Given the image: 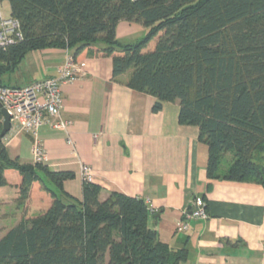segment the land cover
<instances>
[{"label": "trees", "instance_id": "1", "mask_svg": "<svg viewBox=\"0 0 264 264\" xmlns=\"http://www.w3.org/2000/svg\"><path fill=\"white\" fill-rule=\"evenodd\" d=\"M0 1L9 2V15L21 22L23 33L22 40L0 48V86H14L2 76L14 72L31 51L59 48L77 58L103 44L98 53L113 58V76L131 72L128 86L154 96L155 111L164 102H179L180 124L197 126L208 147L209 179L264 187V0ZM121 21L140 23L147 34L133 44L120 42ZM3 122L0 108V134ZM228 154L232 160L224 168ZM7 170L22 176L20 204L35 181L52 201L4 234L0 264L187 260L186 246L161 241L151 228L145 199L112 191L102 200V186L89 180L78 199L64 187L73 172L21 164L2 139L0 187L8 185Z\"/></svg>", "mask_w": 264, "mask_h": 264}, {"label": "crops", "instance_id": "2", "mask_svg": "<svg viewBox=\"0 0 264 264\" xmlns=\"http://www.w3.org/2000/svg\"><path fill=\"white\" fill-rule=\"evenodd\" d=\"M144 28L121 21L117 38L122 42ZM102 47L97 44L81 52L77 59L87 75L61 87L62 115L71 122L68 130L49 123L38 129L48 153L44 164L75 174L64 187L78 199L83 198L87 180L84 166L91 173L89 181L102 186V200L112 191L145 199L151 209L149 225L158 238L175 248L187 247L182 264H264V187L209 179L208 147L199 140L197 126L180 124L179 102H164L155 111L154 96L128 86L131 72L113 76V58L98 53ZM65 56L59 48L31 51L14 72L2 76L3 81L27 86L56 76ZM24 64L30 69L22 70ZM31 147L28 134L6 145L11 158L34 165ZM5 176L8 185L0 187V239L24 218L46 210L49 201V192L35 181L30 198L20 204L21 174L7 170ZM195 197L206 201L209 218H190L188 230H183L178 222L185 219Z\"/></svg>", "mask_w": 264, "mask_h": 264}, {"label": "built area", "instance_id": "3", "mask_svg": "<svg viewBox=\"0 0 264 264\" xmlns=\"http://www.w3.org/2000/svg\"><path fill=\"white\" fill-rule=\"evenodd\" d=\"M23 39L21 22L5 15L0 1V48H7ZM87 75L84 63L68 50L64 62L58 68L56 76L46 77L27 86H0V102L10 118V129L4 136L5 145L21 134L32 136L31 153L35 163H44L48 153L37 135L39 127L49 123L53 127L68 130L70 121L62 115L63 84L81 79ZM87 180L91 179L89 168L83 167ZM190 218L208 219L206 201L195 197L191 207L185 211V219L178 225L188 230Z\"/></svg>", "mask_w": 264, "mask_h": 264}, {"label": "rangeland", "instance_id": "4", "mask_svg": "<svg viewBox=\"0 0 264 264\" xmlns=\"http://www.w3.org/2000/svg\"><path fill=\"white\" fill-rule=\"evenodd\" d=\"M2 10H3V13L5 14V15H9L10 14V5H9V2L8 1H3L2 2ZM145 27V26H144ZM145 29V31H143V32H138L137 34H134L133 36H131V37H129V38H127V39H123V43H131V44H133V43H136V42H138L140 39H142L147 33V31H146V29L147 28H144ZM155 40H153L152 42H151V47L153 48L154 46H155ZM28 70V69H30L26 64H24L23 65V68H22V70ZM6 81H8L7 79H5ZM231 160H232V155H230V154H228V155H226V159H225V162H224V165H226L224 168H227V166H229V164L231 163ZM39 196V195H38ZM29 198H30V196H29ZM28 198V199H29ZM28 199L25 201V202H23V203H26L27 201H28ZM51 195H50V193H49V201H45V203H46V205H45V209L46 208H48L49 206H50V204H51ZM28 205H30V202H28ZM30 210H31V208H30ZM40 212H42V211H40ZM40 212H38V213H36V214H39ZM28 213V212H27Z\"/></svg>", "mask_w": 264, "mask_h": 264}, {"label": "water", "instance_id": "5", "mask_svg": "<svg viewBox=\"0 0 264 264\" xmlns=\"http://www.w3.org/2000/svg\"><path fill=\"white\" fill-rule=\"evenodd\" d=\"M0 108H1L2 114L4 116L3 130L0 134V141H1L10 129V118H11V116L8 114L7 110L2 106L1 102H0Z\"/></svg>", "mask_w": 264, "mask_h": 264}]
</instances>
